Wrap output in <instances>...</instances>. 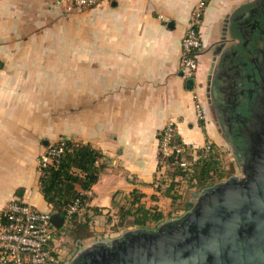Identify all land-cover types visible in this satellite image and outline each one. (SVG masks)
Returning a JSON list of instances; mask_svg holds the SVG:
<instances>
[{"label":"crops","instance_id":"0c3cea01","mask_svg":"<svg viewBox=\"0 0 264 264\" xmlns=\"http://www.w3.org/2000/svg\"><path fill=\"white\" fill-rule=\"evenodd\" d=\"M199 1L102 0L68 12L63 0H0V214L15 196L51 210L38 160L61 140L102 153L98 180L87 190L78 186L87 196L90 242L125 230L112 214L134 190L158 209L160 224L190 209L197 188L180 183L169 195L155 186L158 134L172 120L192 149L230 144L215 106L230 83L220 58L240 41L228 40L235 18L256 0H205L204 46L190 88L181 42ZM195 92L208 120L197 116Z\"/></svg>","mask_w":264,"mask_h":264},{"label":"water","instance_id":"95a60500","mask_svg":"<svg viewBox=\"0 0 264 264\" xmlns=\"http://www.w3.org/2000/svg\"><path fill=\"white\" fill-rule=\"evenodd\" d=\"M255 9L251 6L235 18L237 30L228 40L241 37L243 41L240 26L252 22ZM260 32V37H254L257 43L264 41ZM248 49V45L240 48L239 42L234 43L228 50L231 55L225 51L220 64L224 78L230 81L228 86L239 82L242 94L248 93L251 100L253 92L260 93L254 69L259 78L263 74L250 62ZM246 80L253 86L246 88ZM188 85L192 88L194 80L188 79ZM221 90L227 91L226 87ZM215 106L218 112L219 103ZM229 107L225 105L231 115ZM238 116L240 125L250 121L241 109ZM254 131L249 143L250 164L246 165L243 155L241 173L196 192V201L183 215L155 228H131L116 238L91 242L69 264H264V119ZM66 221L62 213L52 211L51 222L56 228H63Z\"/></svg>","mask_w":264,"mask_h":264},{"label":"built area","instance_id":"2783aa9c","mask_svg":"<svg viewBox=\"0 0 264 264\" xmlns=\"http://www.w3.org/2000/svg\"><path fill=\"white\" fill-rule=\"evenodd\" d=\"M68 12L95 7L102 0H63ZM206 8L205 0L197 2L182 37L181 70L184 78L195 80L201 63L203 50L202 23ZM195 108L198 118L208 120V110L194 93ZM176 123L169 121L158 134L159 157L155 180L156 188L170 184L171 181H184V174L175 178L168 176L171 168V156L185 172L191 170L192 161L186 155L197 159L198 149H192L176 138ZM213 142L208 141L202 150L210 151ZM65 150V142L59 141L47 145L39 156L40 173L52 161L58 159ZM85 211V205L78 199L69 209V213ZM52 210L43 211L20 197H13L0 214V264H69L72 260L65 253L63 228H56L51 222ZM61 236L58 237V233Z\"/></svg>","mask_w":264,"mask_h":264},{"label":"trees","instance_id":"16d2710c","mask_svg":"<svg viewBox=\"0 0 264 264\" xmlns=\"http://www.w3.org/2000/svg\"><path fill=\"white\" fill-rule=\"evenodd\" d=\"M177 140L180 138L176 135ZM65 142V150L61 156L52 161L49 165L42 169L40 174V190L46 201L50 205L52 211L60 212L66 217L64 225L66 235L70 233L74 239L79 242L90 238L93 231L90 226V218L85 211L83 214L78 212L69 213V209L75 202L80 199L85 205L87 196L82 194L78 189H90L98 180L100 167L97 165L102 153L99 149L91 144L77 143L71 140H62ZM59 142V141H58ZM56 142V143H58ZM213 145L209 152L198 150L199 158L194 159L193 156L186 157L192 162V169L195 174L193 178L198 180L197 186L200 189L213 186L215 183L214 174L216 161L214 160L217 153L214 152ZM171 168L167 171L168 176L175 178L177 175L185 173L183 168L177 163V158L171 156ZM221 178L223 173H217ZM177 182L171 181L164 189L165 193L170 195ZM143 194L138 190H134L130 195L125 196L117 203V226L128 228L129 226L150 227V223H154L156 227L160 224L162 215L154 208H148L142 202ZM128 230V229H127Z\"/></svg>","mask_w":264,"mask_h":264},{"label":"flooded vegetation","instance_id":"af4514ba","mask_svg":"<svg viewBox=\"0 0 264 264\" xmlns=\"http://www.w3.org/2000/svg\"><path fill=\"white\" fill-rule=\"evenodd\" d=\"M252 6H256V9L252 11L254 16L253 20L248 24L241 25L240 33L244 36L242 45H248L251 48L248 49L251 52L250 62L256 64V66L260 68V73L263 74V76L259 78L257 70L253 68L256 79L259 82L256 87L260 93L257 94L253 92L252 99L248 100V93L242 94L241 89L238 87L240 84L238 82L236 85L228 86L229 88H226L227 91L220 95L222 99L219 98L217 100L219 103L218 113L221 115L224 135L239 160H242L245 156L244 160L246 165L250 164L253 157L249 144L252 140L253 131L258 127V123L262 122L264 119V41L257 43L254 39V37L260 35L259 31H261V36L264 38V0H258V2H254ZM255 17L260 21L261 26L256 23ZM258 27H261V29L258 30ZM246 85V88L253 86L251 81L249 83L247 82ZM227 104L230 106L229 113L231 115L228 114L227 108H225ZM240 109L245 116H250V121H245L246 123L243 122L242 125H240L241 119L240 116H238ZM245 139L248 142H244Z\"/></svg>","mask_w":264,"mask_h":264},{"label":"rangeland","instance_id":"374dc122","mask_svg":"<svg viewBox=\"0 0 264 264\" xmlns=\"http://www.w3.org/2000/svg\"><path fill=\"white\" fill-rule=\"evenodd\" d=\"M240 37V36H239ZM239 47L242 48V39L241 37L239 38ZM216 148H213L214 152L217 153L216 158L214 159L217 163L215 165V169H213V171H216V173L214 174V179H215V183L221 182L225 179H227L228 177H230L233 174H240L241 173V166H240V160L239 158L235 155L232 147L230 144H224L223 147L222 146H218L216 145ZM205 152H209V151H205ZM199 158V157H198ZM194 162V161H192ZM223 173V176L220 178L218 176L217 173ZM195 174L194 169H192V165H191V170L188 172L184 173L185 179H183L184 181H180L181 186L183 185L184 187H190V188H197L198 192H201L203 189H200L196 184L198 182V180L196 178H193ZM180 183H176L174 185L175 189L180 188L181 186ZM169 184H165L163 186H161L162 191L168 186ZM182 186V187H183ZM154 210H158L157 208H154ZM112 217L115 218V220H118L117 214H112ZM150 228H155L156 225L154 223H150ZM131 228H137L136 226H129L128 228H123L126 231L127 229H131ZM123 232H121L120 234L117 235H121ZM61 232L58 233V237L61 236ZM109 240V238H99V240ZM93 240V239H92ZM91 240V242H92ZM93 241H97L96 239ZM90 240L84 239L82 241L77 242L73 236L69 234L66 235L65 239H64V245H65V253L67 252V256L68 257H75V255L85 246H88L91 244Z\"/></svg>","mask_w":264,"mask_h":264}]
</instances>
